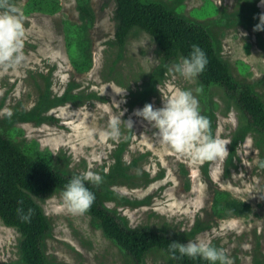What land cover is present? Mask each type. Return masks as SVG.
I'll list each match as a JSON object with an SVG mask.
<instances>
[{"label": "rangeland", "instance_id": "rangeland-1", "mask_svg": "<svg viewBox=\"0 0 264 264\" xmlns=\"http://www.w3.org/2000/svg\"><path fill=\"white\" fill-rule=\"evenodd\" d=\"M29 1L0 0L17 10L27 29L23 62L15 68L0 65V117L15 109L31 110L47 91L59 97L72 85L71 93L77 97L53 108L46 114L51 118L40 125L18 124L16 139L49 152L59 168L74 174L90 170L101 179L112 172L117 152L124 145L121 158L129 176L110 185L121 198H107L105 204L126 217L132 228H165L180 235L181 243L206 237L226 251L232 264H254L255 256L264 259V167L260 166L264 152L255 145V135L249 134L228 164L239 111L225 103L222 91L213 88L209 93L217 109L215 136L229 142L228 153L207 167L206 161L194 163L161 145L151 124L135 114L145 105L137 92L160 63V55L143 31L133 33L122 52L108 45L115 32L114 1L91 0L95 20L85 26V38L92 66L84 73L72 64L84 61L78 33L72 27L70 32L65 30V22L83 24L76 0H57L59 8L51 13H27L24 7ZM161 1L207 25L220 41L221 54L233 76L253 85L264 98V30L237 22L235 14L243 0ZM257 7L260 19L264 4L259 1ZM175 64L148 103L161 107L163 97L177 88L190 89L202 111L205 91L197 77L184 78L174 71ZM115 116L121 117L118 140L103 135ZM216 191L248 203L250 213L217 218L212 211ZM38 202L52 225L46 248L49 264L128 263L88 214L68 211L60 193L45 203ZM19 239V233L0 220V264H18ZM146 263L174 264L161 252L150 254Z\"/></svg>", "mask_w": 264, "mask_h": 264}, {"label": "trees", "instance_id": "trees-1", "mask_svg": "<svg viewBox=\"0 0 264 264\" xmlns=\"http://www.w3.org/2000/svg\"><path fill=\"white\" fill-rule=\"evenodd\" d=\"M114 1L115 23L114 39L109 42L112 48L122 52L127 41L136 31L146 32L154 41L160 55V63L150 73L137 96L144 104L157 92L158 85L164 80L169 67L187 56L193 44L199 45L206 53L208 64L196 77L205 91L204 106L201 111L210 121V132L215 136L216 106L210 99L213 88L222 91L225 103L239 111V125L233 135L231 154L228 164L232 163L236 147L249 134L255 135V145L264 152V98L254 86L238 81L232 74L229 63L221 54L220 41L210 28L198 20L189 18L161 0H103ZM261 0H243L240 10L235 14L238 23L257 25L260 12L257 7ZM47 4V6H46ZM77 10L82 21L78 26L65 22V30L78 33L79 47L84 61H75L74 68L79 73L89 71L92 66L85 38V26L95 20L91 0H76ZM51 6V7H50ZM48 7V8H47ZM59 8L57 0H30L24 7L28 12H55ZM252 25V26H253ZM68 36L69 33H67ZM67 45H69L67 43ZM73 86L62 95L52 96L49 91L43 94L39 102L29 111L15 109L13 113L0 117V220L14 228L20 235L18 243V264H49L46 248L52 235V225L42 205L61 193L68 181L76 174L68 172L52 160L49 152L40 151L16 139L18 124L44 123L51 117L46 116L53 108L61 106L77 97L71 92ZM124 145L117 152L116 163L110 174H106L100 183L86 182L95 193V200L88 214L96 222L103 234L123 253L127 264H147L148 256L161 252L174 264H210L199 257L189 258L178 252L170 253L168 245L180 242V235L165 228H132L126 217L116 209L109 208L105 199L121 198L110 189V185L128 178V167L122 161ZM211 161H206V166ZM122 200L128 202L126 198ZM31 208L30 220L21 219L17 209L26 213ZM213 214L219 218L247 216L251 211L248 203L238 201L228 192L216 191L212 206ZM199 231L198 229L195 232ZM181 243V242H180ZM254 264H264V259L255 256Z\"/></svg>", "mask_w": 264, "mask_h": 264}, {"label": "clouds", "instance_id": "clouds-1", "mask_svg": "<svg viewBox=\"0 0 264 264\" xmlns=\"http://www.w3.org/2000/svg\"><path fill=\"white\" fill-rule=\"evenodd\" d=\"M261 3L264 4V0ZM0 7L3 8L0 10V65L15 68L24 60L23 38L27 29L24 18L14 7L3 4ZM255 30H264V13L260 15ZM207 64L205 51L193 44L189 54L174 65V71L186 79H192L203 72ZM135 114L151 124L161 145L183 154L194 163L214 161L228 153L226 146L229 142L211 134L210 121L201 113L199 101L190 89L177 88L171 95L163 97L161 107L147 103ZM120 120L119 116L112 117L103 135L118 140L121 136ZM127 122L132 127V122ZM260 166L264 167V161L260 162ZM100 181L101 176L90 170L74 175L60 193L63 205L73 214H83L95 200V193L87 187L86 182L98 184ZM17 211L21 219L30 220L31 208L26 213L23 209ZM168 248L173 255L178 252L181 256L199 257L210 264H232L226 251L214 246L206 237L197 236L187 243L173 241Z\"/></svg>", "mask_w": 264, "mask_h": 264}]
</instances>
